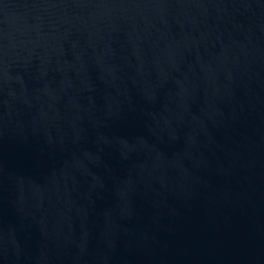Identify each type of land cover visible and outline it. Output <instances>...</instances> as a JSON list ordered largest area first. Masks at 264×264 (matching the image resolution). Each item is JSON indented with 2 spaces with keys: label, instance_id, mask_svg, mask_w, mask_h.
Listing matches in <instances>:
<instances>
[{
  "label": "water",
  "instance_id": "1",
  "mask_svg": "<svg viewBox=\"0 0 264 264\" xmlns=\"http://www.w3.org/2000/svg\"><path fill=\"white\" fill-rule=\"evenodd\" d=\"M0 264H264V0H0Z\"/></svg>",
  "mask_w": 264,
  "mask_h": 264
}]
</instances>
